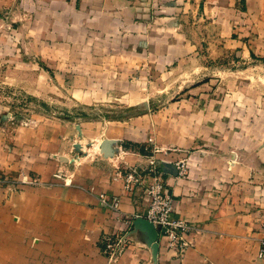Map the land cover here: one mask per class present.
Returning <instances> with one entry per match:
<instances>
[{
	"label": "crops",
	"instance_id": "obj_1",
	"mask_svg": "<svg viewBox=\"0 0 264 264\" xmlns=\"http://www.w3.org/2000/svg\"><path fill=\"white\" fill-rule=\"evenodd\" d=\"M229 1L46 0L52 10L37 13L36 20L42 24L38 31L45 23L57 26L66 10V57L81 49L71 103L112 110L120 95L134 105L151 86L149 76L194 52V23L186 8L196 4L204 13L225 16ZM14 2L0 0V8ZM1 24L0 17V30ZM129 72L132 80L121 84L127 92L105 77ZM97 74L103 79L92 80ZM240 88L220 97L199 87L164 110L121 121L113 111L89 122L80 114L78 127L66 120V151L55 145L62 131L20 129L9 136L0 124V176L20 179L23 173L40 180L14 190L0 185V264H264L258 257L264 241V95ZM152 131L177 150L158 156V172L149 170L145 151L132 147L145 144ZM104 139L112 140V156L101 151ZM65 152L66 160L59 161ZM183 158L186 175L174 163ZM164 159L172 163L171 174ZM58 169L64 182L54 176ZM130 170L140 183L127 191L120 174ZM156 175L173 198L171 218L193 227L181 252L160 236L154 248L149 233L127 221L146 215V186ZM101 194L117 198V208L102 204ZM124 234L131 239L127 249L109 261L101 248Z\"/></svg>",
	"mask_w": 264,
	"mask_h": 264
},
{
	"label": "rangeland",
	"instance_id": "obj_2",
	"mask_svg": "<svg viewBox=\"0 0 264 264\" xmlns=\"http://www.w3.org/2000/svg\"><path fill=\"white\" fill-rule=\"evenodd\" d=\"M12 1H15L13 6L0 8V17L4 23L0 30V36L3 37L0 40V124L7 125L9 136L20 129L62 131L63 136H59L55 145L66 151V120L77 122L78 127L80 114L89 122L100 119L102 115L107 117L113 111V116L121 121L126 117L164 110L172 103L189 98L190 92L199 87H206L209 92H216L215 95L220 97L232 94L238 87L251 94L264 95V0H230L229 9H222L225 16H222V11L221 14L217 11L215 14L204 13L196 4L194 8H186L185 14H191V22L194 23L192 36L194 32L195 34L191 41L195 47L194 52L182 57L180 63L169 67L167 72L149 76L147 84L151 86L143 90L145 95L137 104L121 102L120 95L119 104L112 110L100 104L78 106L71 103L74 98L72 90L78 84L81 49L73 48L72 56L66 57V10L63 24L55 26L45 23L43 29L38 31L42 24L36 20V14L46 16L47 11L52 10L47 8L46 0ZM228 26L229 32L226 31ZM84 52L83 50L82 53ZM87 61L89 62V58ZM132 76L133 73L129 72L105 77L109 82L114 80V84L118 81L117 84L126 85L130 83ZM103 77L102 74H97L92 80L99 81ZM121 87L118 92L130 91L126 86ZM151 133L145 144L132 147L145 151L150 157L149 168L158 172V156L177 150L163 145L155 133ZM79 146L80 144H75L74 149L78 151ZM62 159L66 160V152L64 156L58 155V160ZM164 160L161 162L166 163V172L171 174L172 163ZM174 163L184 168L180 175L187 174V158ZM121 174L125 190L131 191L133 188H126L125 173ZM54 176L63 181L65 174L58 169ZM38 183V178H27L23 173L20 179L0 176V185L8 190ZM139 183L140 181L134 186ZM150 184L146 186V193ZM102 195L109 201L117 198L110 199L104 194L99 196L102 204L112 209L117 208L112 207L109 201L103 202ZM145 216L128 219L129 226L137 218L146 219ZM110 240L114 241V248L108 249L106 242L101 248L109 261L122 255L131 239L124 234L118 239Z\"/></svg>",
	"mask_w": 264,
	"mask_h": 264
},
{
	"label": "built area",
	"instance_id": "obj_3",
	"mask_svg": "<svg viewBox=\"0 0 264 264\" xmlns=\"http://www.w3.org/2000/svg\"><path fill=\"white\" fill-rule=\"evenodd\" d=\"M151 164H153L152 161ZM183 169V167L180 168L178 166L180 174L183 173ZM149 170L157 172L151 168ZM125 179L127 182L126 188L128 189H132L140 181V178L132 170L125 172ZM163 181L160 175H156L153 182L149 185L147 189L149 202L145 217L154 224L158 231V236L165 238L167 246L170 249L181 252L190 245L186 237L192 232L193 227L184 220L171 218L173 198ZM101 197L103 202L109 201L103 195ZM109 203L112 207H117L118 205L117 199H112ZM262 228H264V223L262 224ZM106 246L108 249L114 248L115 243L109 239L106 241ZM258 257H264V241L259 244Z\"/></svg>",
	"mask_w": 264,
	"mask_h": 264
},
{
	"label": "water",
	"instance_id": "obj_4",
	"mask_svg": "<svg viewBox=\"0 0 264 264\" xmlns=\"http://www.w3.org/2000/svg\"><path fill=\"white\" fill-rule=\"evenodd\" d=\"M100 147H101V151L104 153L105 156H112L114 154V149L112 147V140L104 139L101 142ZM164 170L168 172V169H166V166ZM138 224L141 225L149 233L150 243L153 245L154 248L157 249L158 248V245H157L158 231L156 227L154 226V224L145 218H137L136 220H134L133 225L134 227H136Z\"/></svg>",
	"mask_w": 264,
	"mask_h": 264
}]
</instances>
